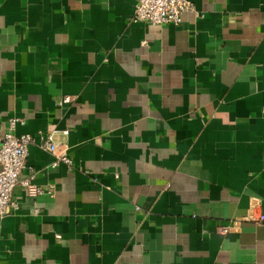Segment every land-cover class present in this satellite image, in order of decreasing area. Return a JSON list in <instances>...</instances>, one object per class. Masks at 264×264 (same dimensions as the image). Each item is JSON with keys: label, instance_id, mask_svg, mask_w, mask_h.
<instances>
[{"label": "crops", "instance_id": "1", "mask_svg": "<svg viewBox=\"0 0 264 264\" xmlns=\"http://www.w3.org/2000/svg\"><path fill=\"white\" fill-rule=\"evenodd\" d=\"M189 1L154 26L133 0H0V135L35 139L0 264H264V0Z\"/></svg>", "mask_w": 264, "mask_h": 264}, {"label": "built area", "instance_id": "2", "mask_svg": "<svg viewBox=\"0 0 264 264\" xmlns=\"http://www.w3.org/2000/svg\"><path fill=\"white\" fill-rule=\"evenodd\" d=\"M134 12L131 17L133 23H146L149 25H178L181 16L186 12L195 13V7L189 0H133ZM70 98L65 97L62 103H69ZM23 124L22 119H8L6 131L0 135V217L18 209L16 201L12 200V191L18 182L22 170L25 168L28 146L34 143V137L28 134L15 135L16 125ZM64 134L67 131L63 132ZM42 149L50 152L56 162L71 166V160L61 151V147L53 140V131L38 133ZM30 195L39 193L38 189L23 183ZM264 220L260 215L258 222ZM226 232V228H222Z\"/></svg>", "mask_w": 264, "mask_h": 264}]
</instances>
